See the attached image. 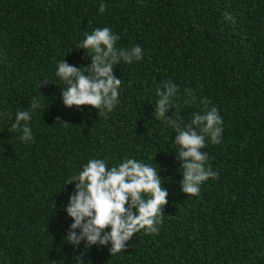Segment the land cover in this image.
Masks as SVG:
<instances>
[{"label":"trees","instance_id":"16d2710c","mask_svg":"<svg viewBox=\"0 0 264 264\" xmlns=\"http://www.w3.org/2000/svg\"><path fill=\"white\" fill-rule=\"evenodd\" d=\"M105 27L120 37L117 48L139 45L142 59L114 67L122 83L106 116L90 106L69 109L58 63L90 66L79 45ZM168 81L178 88L169 116L186 125L206 99L223 119L222 142L208 138L201 149L218 176L197 196L181 191L176 130L153 115L156 91ZM33 98L34 139L24 143L11 124ZM4 113L0 264H76L81 255L83 264H264V0H0ZM90 159L109 169L126 159L156 169L169 193L158 234L141 230L112 256L110 243L65 241L75 191L66 181Z\"/></svg>","mask_w":264,"mask_h":264},{"label":"clouds","instance_id":"9594fccd","mask_svg":"<svg viewBox=\"0 0 264 264\" xmlns=\"http://www.w3.org/2000/svg\"><path fill=\"white\" fill-rule=\"evenodd\" d=\"M105 10L106 5L102 2L99 11L103 13ZM225 18L231 19L228 15ZM119 39L107 27L96 28L90 34L85 33V39L79 45L80 50L91 58L90 66L77 68L65 59L58 63L56 76L66 84L61 89L65 107L81 109L90 106L99 110V116H106L113 110L118 103V90L122 83L114 75V67L121 61L129 64L139 61L143 55L139 45L130 49L117 48ZM47 83L43 80L41 87ZM186 91L195 100L192 91ZM177 93L178 88L171 81L158 88L153 115L176 130L174 143L178 146L176 154L182 161L183 170L181 191L187 196H197L204 182L218 176L210 166L206 167L208 154L201 149L206 147L208 138L212 144L222 142L223 119L215 107L208 108L210 102L206 99L203 101V114L195 113L186 125L178 114L169 116ZM39 107L38 98H33L28 109H20L15 114L11 128L22 133L20 140L24 143L34 139L29 121ZM67 124L64 122L62 126ZM70 184H75V191L69 197L66 212L74 222L64 239L74 247L81 242H85V248L93 245L106 247L110 243L112 256L125 251L126 244L141 230L146 234L159 233L169 193L162 186L155 168L126 159L109 169L104 160L90 159L78 175L66 181L65 186ZM76 264H83L82 255L76 258Z\"/></svg>","mask_w":264,"mask_h":264}]
</instances>
